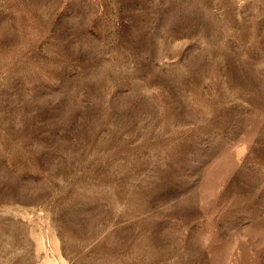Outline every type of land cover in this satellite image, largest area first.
<instances>
[{"label":"rangeland","instance_id":"rangeland-1","mask_svg":"<svg viewBox=\"0 0 264 264\" xmlns=\"http://www.w3.org/2000/svg\"><path fill=\"white\" fill-rule=\"evenodd\" d=\"M0 264H264V0H0Z\"/></svg>","mask_w":264,"mask_h":264}]
</instances>
